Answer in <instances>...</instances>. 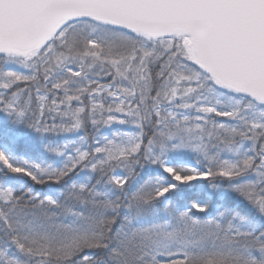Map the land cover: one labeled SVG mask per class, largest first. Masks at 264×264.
<instances>
[{
    "label": "snow or ice",
    "instance_id": "obj_1",
    "mask_svg": "<svg viewBox=\"0 0 264 264\" xmlns=\"http://www.w3.org/2000/svg\"><path fill=\"white\" fill-rule=\"evenodd\" d=\"M0 264H264V0H0Z\"/></svg>",
    "mask_w": 264,
    "mask_h": 264
}]
</instances>
